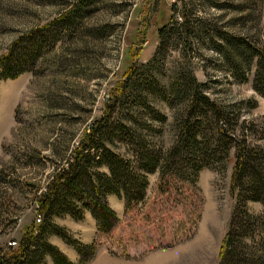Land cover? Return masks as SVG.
Segmentation results:
<instances>
[{"label":"rangeland","instance_id":"1","mask_svg":"<svg viewBox=\"0 0 264 264\" xmlns=\"http://www.w3.org/2000/svg\"><path fill=\"white\" fill-rule=\"evenodd\" d=\"M164 26L166 49L152 60ZM23 37L29 39L22 45L25 58L34 62L24 59L31 63L22 62L24 71L14 80L0 78L4 251L18 246L27 225L41 223L36 198L53 172L66 165L88 126L104 115L134 61L141 66L153 62L150 77L157 85L143 93L145 106L130 97L126 122L146 124L149 129L142 133L155 148L165 150L176 139L182 101L170 96L174 101L169 103L158 90H166L181 74L193 76L216 103L237 105L246 128L251 122L264 126V97L253 87L259 56L264 59V0H0V61ZM229 39L241 42L247 61L236 57ZM232 60L251 64H242L235 76ZM254 130L245 135L260 143L264 135ZM110 147L133 158L119 139ZM233 165L232 150L222 165L200 172L195 188L170 179L160 186L159 173L150 174L144 202L128 212L123 200L110 196L119 222L108 235L97 233L88 211L82 221L66 215L54 222L83 243H96L88 264H217L236 202ZM247 206L254 214L263 212L258 202ZM49 241L78 261L76 251L60 238ZM45 264L53 263L48 257Z\"/></svg>","mask_w":264,"mask_h":264},{"label":"trees","instance_id":"2","mask_svg":"<svg viewBox=\"0 0 264 264\" xmlns=\"http://www.w3.org/2000/svg\"><path fill=\"white\" fill-rule=\"evenodd\" d=\"M167 28L164 26L159 30L160 43L152 60L166 49ZM27 42V37L19 39L2 58L1 79H16L24 71L20 69L22 62L25 65L31 63L27 61L32 57L25 58V48H22ZM20 43L19 49L15 50ZM227 43L235 50L238 59L247 61L240 51V41L229 39ZM259 57L253 87L264 97V59ZM244 63L249 68L251 62H229L235 76L239 75ZM152 64L141 66L134 61L129 67L124 80L111 94L104 115L88 126L66 165L53 172L46 190L36 198L41 223L34 221L27 225L17 247H9L8 251L0 249V264H45L48 257L53 264H88L97 253L96 243H83L66 228L57 225L54 218L68 215L82 221L88 211L95 221L97 233L108 235L119 222L109 204V196L123 200L125 212H128L144 202L148 176L157 172L160 186L170 179L175 183L188 182L195 188L200 172L222 165L232 150L231 189L236 194V202L217 264H264V138L258 143L257 139L248 138L244 132L255 129L256 135H264V126L258 127L251 122L246 128L247 123L240 121L237 105L226 107L216 103L204 93L203 86L193 76L181 74L166 90H158L169 103L174 101L168 100L170 96L182 101L176 139L165 150L155 148L142 133L149 127L135 120L136 125L128 126L126 121L130 118L125 112L129 108L130 97L146 105L141 101L143 93L148 94L157 85L156 80L150 77ZM116 139L131 148L133 158L111 149L110 145ZM251 201L263 206L260 215L248 209L247 204ZM4 205L0 204L1 210ZM51 236L72 247L78 261H71L53 245L49 241Z\"/></svg>","mask_w":264,"mask_h":264},{"label":"crops","instance_id":"3","mask_svg":"<svg viewBox=\"0 0 264 264\" xmlns=\"http://www.w3.org/2000/svg\"><path fill=\"white\" fill-rule=\"evenodd\" d=\"M108 198L110 199V196H109ZM109 202H110V201H109ZM98 253H99L98 255H100L101 253H102L103 255L105 254V252H104V251H102V252H101V251H98ZM98 255H97V258L95 259V261L98 259ZM76 259H79V257H78V258H76ZM76 259H75V260H76ZM95 261H94V262H95ZM74 262H77V260H76V261H74Z\"/></svg>","mask_w":264,"mask_h":264},{"label":"built area","instance_id":"4","mask_svg":"<svg viewBox=\"0 0 264 264\" xmlns=\"http://www.w3.org/2000/svg\"><path fill=\"white\" fill-rule=\"evenodd\" d=\"M39 217H41V216L38 215L36 221L39 219ZM11 245H12V246H15V245H16V242H12Z\"/></svg>","mask_w":264,"mask_h":264},{"label":"bare ground","instance_id":"5","mask_svg":"<svg viewBox=\"0 0 264 264\" xmlns=\"http://www.w3.org/2000/svg\"><path fill=\"white\" fill-rule=\"evenodd\" d=\"M37 222H40V219H38Z\"/></svg>","mask_w":264,"mask_h":264}]
</instances>
